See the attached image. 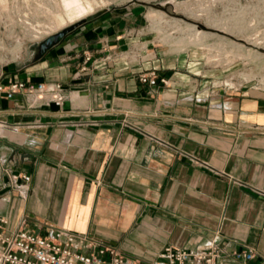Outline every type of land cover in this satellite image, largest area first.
I'll list each match as a JSON object with an SVG mask.
<instances>
[{
    "label": "crops",
    "instance_id": "crops-1",
    "mask_svg": "<svg viewBox=\"0 0 264 264\" xmlns=\"http://www.w3.org/2000/svg\"><path fill=\"white\" fill-rule=\"evenodd\" d=\"M123 41L98 16L0 70L64 96L0 94V229L87 234L147 261L215 243L223 264H264V88L128 62ZM152 69L167 84L139 79ZM248 248L253 260L232 258Z\"/></svg>",
    "mask_w": 264,
    "mask_h": 264
},
{
    "label": "rangeland",
    "instance_id": "rangeland-1",
    "mask_svg": "<svg viewBox=\"0 0 264 264\" xmlns=\"http://www.w3.org/2000/svg\"><path fill=\"white\" fill-rule=\"evenodd\" d=\"M61 3L0 0V70L19 71L51 35L111 16L128 62L164 60L223 90L264 88V0H108L74 21Z\"/></svg>",
    "mask_w": 264,
    "mask_h": 264
},
{
    "label": "built area",
    "instance_id": "built-area-1",
    "mask_svg": "<svg viewBox=\"0 0 264 264\" xmlns=\"http://www.w3.org/2000/svg\"><path fill=\"white\" fill-rule=\"evenodd\" d=\"M139 79L151 85L159 80L164 84L168 82V78H159L156 69L141 73ZM61 88L60 83L49 86L45 82L18 79L9 80L8 83L0 81V94L9 99L20 92L39 98L54 91L51 98L60 100L64 97L57 92ZM0 126L9 127L5 121H0ZM22 178L27 182L30 175L24 174ZM0 222H6L1 215ZM256 256V251L252 248L232 254L235 261L242 263H247ZM220 257V248L215 243L200 251L167 247L157 259L147 261L128 254L115 245L98 242L87 234L63 230L41 234L24 227L7 233L0 229V264H223Z\"/></svg>",
    "mask_w": 264,
    "mask_h": 264
},
{
    "label": "bare ground",
    "instance_id": "bare-ground-1",
    "mask_svg": "<svg viewBox=\"0 0 264 264\" xmlns=\"http://www.w3.org/2000/svg\"><path fill=\"white\" fill-rule=\"evenodd\" d=\"M61 2H62L61 4L63 5L62 7L66 11V15L69 17L70 20L74 21V20H77L81 17L92 14L96 10L95 8L99 5V3L104 5L108 2V0H100V1L99 0H61ZM56 15L58 16V13ZM57 16H56V18H57ZM59 16H60V20H61L62 14ZM63 16H64V14H63ZM65 18H67V17H65ZM56 20H58V19H56ZM66 20H65V22H67ZM65 22H64V24H65Z\"/></svg>",
    "mask_w": 264,
    "mask_h": 264
},
{
    "label": "water",
    "instance_id": "water-1",
    "mask_svg": "<svg viewBox=\"0 0 264 264\" xmlns=\"http://www.w3.org/2000/svg\"><path fill=\"white\" fill-rule=\"evenodd\" d=\"M72 28H67L64 31L58 32L56 34L51 35L46 40L41 42L39 45V54H43L46 50H48L53 44L58 43Z\"/></svg>",
    "mask_w": 264,
    "mask_h": 264
}]
</instances>
